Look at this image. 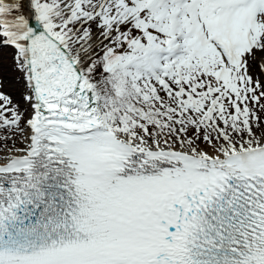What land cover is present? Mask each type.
I'll list each match as a JSON object with an SVG mask.
<instances>
[{
    "label": "snow or ice",
    "instance_id": "snow-or-ice-1",
    "mask_svg": "<svg viewBox=\"0 0 264 264\" xmlns=\"http://www.w3.org/2000/svg\"><path fill=\"white\" fill-rule=\"evenodd\" d=\"M0 264H264V0H0Z\"/></svg>",
    "mask_w": 264,
    "mask_h": 264
}]
</instances>
